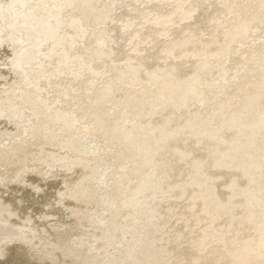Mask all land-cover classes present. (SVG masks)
<instances>
[{"label":"bare ground","instance_id":"1","mask_svg":"<svg viewBox=\"0 0 264 264\" xmlns=\"http://www.w3.org/2000/svg\"><path fill=\"white\" fill-rule=\"evenodd\" d=\"M0 4L9 264H264V0Z\"/></svg>","mask_w":264,"mask_h":264},{"label":"snow or ice","instance_id":"2","mask_svg":"<svg viewBox=\"0 0 264 264\" xmlns=\"http://www.w3.org/2000/svg\"><path fill=\"white\" fill-rule=\"evenodd\" d=\"M21 7H24V5H21ZM16 8L15 4H9L8 9L10 11H14ZM4 6L0 4V15L4 12ZM27 27V25H25ZM0 36H2V33H0ZM3 46V40L0 39V47ZM11 71H17L22 72V68L17 63L16 60V54L14 50H11L9 55L5 58V60L0 61V69H9ZM3 117L0 116V119ZM35 193L36 196H39L42 194L43 189L40 188L38 185H31L30 186ZM58 196H63L62 193H57ZM18 204L21 206L23 205V201H18ZM9 218H11V214H9ZM31 223V220L26 218L25 224ZM11 225L4 224L3 222H0V229L5 228H11ZM23 231V229H21ZM20 245L21 247H28V245L25 242H22L19 240L18 236L16 235L15 231H7L4 232L3 236H0V264H9L8 257L12 251L13 248H15L17 245ZM261 256H264V239H262L261 242Z\"/></svg>","mask_w":264,"mask_h":264}]
</instances>
